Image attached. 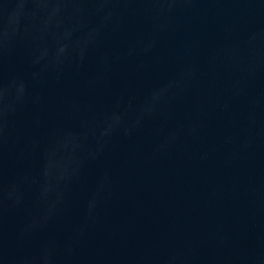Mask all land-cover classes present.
I'll use <instances>...</instances> for the list:
<instances>
[{
	"label": "water",
	"instance_id": "obj_1",
	"mask_svg": "<svg viewBox=\"0 0 264 264\" xmlns=\"http://www.w3.org/2000/svg\"><path fill=\"white\" fill-rule=\"evenodd\" d=\"M0 264H264V0H0Z\"/></svg>",
	"mask_w": 264,
	"mask_h": 264
}]
</instances>
